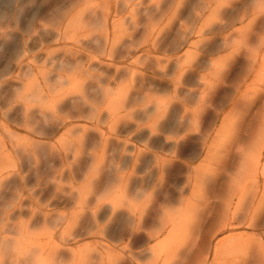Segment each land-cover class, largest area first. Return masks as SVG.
<instances>
[{
	"label": "rangeland",
	"instance_id": "374dc122",
	"mask_svg": "<svg viewBox=\"0 0 264 264\" xmlns=\"http://www.w3.org/2000/svg\"><path fill=\"white\" fill-rule=\"evenodd\" d=\"M263 129L264 0H0V264H253Z\"/></svg>",
	"mask_w": 264,
	"mask_h": 264
},
{
	"label": "bare ground",
	"instance_id": "6f19581e",
	"mask_svg": "<svg viewBox=\"0 0 264 264\" xmlns=\"http://www.w3.org/2000/svg\"><path fill=\"white\" fill-rule=\"evenodd\" d=\"M243 98V97H242ZM244 98H246V97H244ZM246 100V99H245ZM244 101V100H243ZM245 103H247V102H245ZM247 105V104H246ZM261 142L264 144V129L262 130V132H261ZM258 158H256V159H254V161L253 160H251V159H248V162H247V164H246V169L247 170H249L251 173H250V175H264V167H262V163H261V152H259V155L257 156ZM245 172V171H244ZM260 182H259V179H257V181H256V187H252L251 188V186H249V187H247V188H241L240 186H236V187H238L239 189H241L242 190V193H240V194H243V195H246V192H248V201H240V202H238L235 206H234V208H235V210H234V213H236V211H238L239 209L240 210H243L244 209V211L243 212H247V211H251V213H252V219L255 217V215H256V212H257V210L259 209V208H261L262 207V204H263V202H264V197H262V198H260V199H258V197H259V194H260V192H261V190H264L263 189V187L262 186H260V184H259ZM254 186V185H253ZM247 190V191H246ZM235 192V191H234ZM224 202V201H223ZM244 203V204H243ZM226 203H224V205H225ZM224 205H222L223 207H224ZM228 206H229V209L230 210H233L232 208V205H230V204H226V207H225V210H227L228 209ZM247 209V210H246ZM244 215H246V214H243V215H237V216H233V220H236V221H240L239 222V224L241 225V223H244L243 221H245V216ZM250 214L248 213V216L247 217H250L249 216ZM140 216V215H139ZM256 220H261V221H259V222H251V225H253V226H264V217H262V219H256ZM214 224V223H213ZM248 225V224H247ZM229 226H231V225H229ZM235 226V225H234ZM219 231H221V230H219ZM219 231H217V232H215V233H219ZM215 236V235H214ZM206 241V240H205ZM223 243V239H220V240H218V242L215 244V246L217 245V247L219 248V245L220 244H222ZM261 244V243H260ZM259 244V245H260ZM214 246V247H215ZM125 249V248H124ZM153 250V249H152ZM208 254V253H207ZM254 256V262H253V264H264V251L261 253V251H258V255H253ZM258 256H259V258H258ZM215 258H213V260H214Z\"/></svg>",
	"mask_w": 264,
	"mask_h": 264
}]
</instances>
